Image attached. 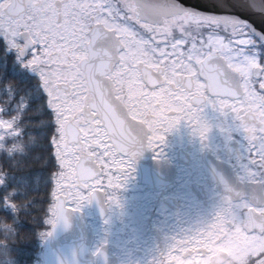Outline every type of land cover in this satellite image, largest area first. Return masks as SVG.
I'll list each match as a JSON object with an SVG mask.
<instances>
[{"label":"snow or ice","instance_id":"6c2138e0","mask_svg":"<svg viewBox=\"0 0 264 264\" xmlns=\"http://www.w3.org/2000/svg\"><path fill=\"white\" fill-rule=\"evenodd\" d=\"M248 23L264 28V0H0V56L13 49L14 63L38 74L25 82L53 116L43 142L50 202L34 205V216L55 226L93 200L120 208L117 190L145 148L159 156L164 130L184 119L205 138L204 104L230 112L244 132L240 179L264 183V52L248 47ZM24 104L0 95V147L22 135ZM16 182L26 177L0 169V205L14 209L7 185ZM228 212L173 235L156 264H204L198 249ZM2 227L7 235L10 226ZM240 264H264V240L252 238Z\"/></svg>","mask_w":264,"mask_h":264},{"label":"flooded vegetation","instance_id":"af4514ba","mask_svg":"<svg viewBox=\"0 0 264 264\" xmlns=\"http://www.w3.org/2000/svg\"><path fill=\"white\" fill-rule=\"evenodd\" d=\"M250 41V49L264 52L262 42L252 32ZM3 43L0 37V45ZM15 56L13 49L0 56L3 59L0 73L17 83L19 91L35 94L36 89L25 80L35 81L38 74L14 63ZM24 101L23 108H28L25 114L34 111L37 117L34 130H39L46 116L53 121L44 98ZM200 113L209 125L204 139L184 119L164 130L158 145L159 156L145 148L134 161L132 174L117 190L121 207H102L93 200L68 211L76 221L68 220L61 230L66 236H58L48 249L70 250L71 241L77 245L86 241L89 264H156L173 235L192 232L228 206L224 226L204 241L198 251L203 254L204 264H240L241 254L250 240L254 237L264 240V183L240 179L247 163V140L233 115L211 104L202 105ZM49 202L50 197L45 198L44 205ZM28 216L23 239L24 249L33 252L28 264H43V252L53 225L47 216L39 219L33 214ZM80 226L84 228L85 238L78 236ZM101 239H106L107 244L101 253H94L92 250ZM119 240L124 243L117 245L120 252L116 255L113 248ZM175 264L185 261L178 259Z\"/></svg>","mask_w":264,"mask_h":264},{"label":"trees","instance_id":"16d2710c","mask_svg":"<svg viewBox=\"0 0 264 264\" xmlns=\"http://www.w3.org/2000/svg\"><path fill=\"white\" fill-rule=\"evenodd\" d=\"M0 68H3L1 57ZM16 84L12 83V79L7 74L0 73V95L6 93L22 100H35L33 92L19 91ZM3 85L10 87L3 89ZM27 109L23 108L24 112L20 119L22 135L4 141L3 146L0 147V169L12 176L26 177V182L7 185L11 197L10 204L14 205V209L0 205V240H3L4 245L3 250H0V264H28L31 261L33 252L24 249L25 222L29 219L28 215L33 214L34 209L31 211L33 206L40 204L42 207L45 198L48 197L47 184L50 180L45 181L44 173L46 169L50 171L48 166L51 153L45 151L43 142L48 126L52 125L53 121L46 116L39 124V130L36 131L34 125L38 121L35 112L25 114ZM9 148L11 151L8 150ZM5 224L10 226L7 235L2 227Z\"/></svg>","mask_w":264,"mask_h":264},{"label":"water","instance_id":"95a60500","mask_svg":"<svg viewBox=\"0 0 264 264\" xmlns=\"http://www.w3.org/2000/svg\"><path fill=\"white\" fill-rule=\"evenodd\" d=\"M236 22L245 23L244 20H237ZM251 32L263 43L264 45V28H259L257 30V25L248 23L247 25ZM75 213V211H73ZM76 221V217L70 212L66 213V219L58 220L55 226L52 227L51 234L47 239L46 248L43 252L44 255V264H89L90 260V251L88 242H83L77 245L75 242H70L73 249L64 250V251H50L48 247L51 245V242L56 241L58 236L65 237L66 235L62 233V229L66 227L67 221ZM71 228V227H69ZM84 228L80 226L79 237L85 238V233L83 232ZM53 247L55 243H52ZM55 248V247H54Z\"/></svg>","mask_w":264,"mask_h":264},{"label":"clouds","instance_id":"9594fccd","mask_svg":"<svg viewBox=\"0 0 264 264\" xmlns=\"http://www.w3.org/2000/svg\"><path fill=\"white\" fill-rule=\"evenodd\" d=\"M145 12H147V10H144Z\"/></svg>","mask_w":264,"mask_h":264}]
</instances>
